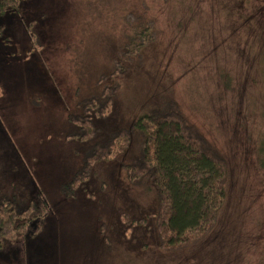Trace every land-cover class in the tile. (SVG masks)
<instances>
[{
	"label": "rangeland",
	"instance_id": "obj_1",
	"mask_svg": "<svg viewBox=\"0 0 264 264\" xmlns=\"http://www.w3.org/2000/svg\"><path fill=\"white\" fill-rule=\"evenodd\" d=\"M117 62L127 74L104 132L165 90L230 164L227 207L200 246L159 250L153 199L123 170L137 137L74 199L60 192L90 145L68 139V117ZM263 141L264 0H26L0 17V195L26 205L42 189L53 206L39 233L3 229L0 264H264ZM127 216L148 222L130 230Z\"/></svg>",
	"mask_w": 264,
	"mask_h": 264
},
{
	"label": "trees",
	"instance_id": "obj_2",
	"mask_svg": "<svg viewBox=\"0 0 264 264\" xmlns=\"http://www.w3.org/2000/svg\"><path fill=\"white\" fill-rule=\"evenodd\" d=\"M25 2L0 0V17L11 12L19 14ZM126 74L127 68L117 62L111 74L99 77V82L107 83L101 92L78 101L76 112L69 115L68 139L90 145L81 167L61 185L60 192L66 200L74 199L98 165L125 155L137 137L139 156L124 164L123 170L132 187L153 199L151 217L159 250L176 253L200 246L216 230L227 207L230 164L188 122L176 100L165 90L158 91L143 114L129 126L104 132L102 125L112 116L122 88L121 79ZM259 153V164L264 170V141ZM52 210L42 189L26 205L14 195H0V234L9 226L32 229L33 235L39 233ZM126 219L130 230L148 222L147 218ZM107 230L101 224L105 248L113 253L115 247Z\"/></svg>",
	"mask_w": 264,
	"mask_h": 264
}]
</instances>
